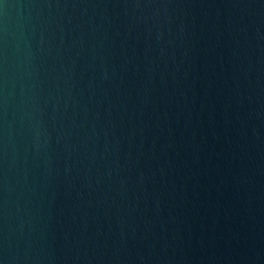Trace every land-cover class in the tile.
<instances>
[{"label": "water", "instance_id": "obj_1", "mask_svg": "<svg viewBox=\"0 0 264 264\" xmlns=\"http://www.w3.org/2000/svg\"><path fill=\"white\" fill-rule=\"evenodd\" d=\"M0 264H264V0H0Z\"/></svg>", "mask_w": 264, "mask_h": 264}]
</instances>
